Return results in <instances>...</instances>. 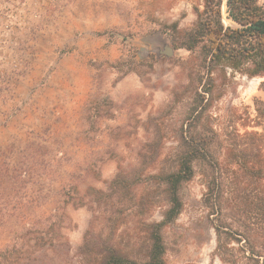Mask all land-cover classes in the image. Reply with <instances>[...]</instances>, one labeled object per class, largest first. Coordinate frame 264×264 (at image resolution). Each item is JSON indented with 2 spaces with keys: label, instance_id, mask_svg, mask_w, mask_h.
Listing matches in <instances>:
<instances>
[{
  "label": "rangeland",
  "instance_id": "obj_1",
  "mask_svg": "<svg viewBox=\"0 0 264 264\" xmlns=\"http://www.w3.org/2000/svg\"><path fill=\"white\" fill-rule=\"evenodd\" d=\"M196 7L202 0H55L33 29L14 34L29 60L0 95V264H80L87 232L106 222L96 192L109 193L118 178L144 191L179 149L205 88L212 94L199 129L264 133L262 78L226 68L202 80L197 52L175 48L176 31L195 26ZM226 10L225 26L235 25ZM205 193L197 170L164 230L166 264H229ZM158 201L154 222L166 208ZM242 244L229 245L239 259Z\"/></svg>",
  "mask_w": 264,
  "mask_h": 264
},
{
  "label": "trees",
  "instance_id": "obj_2",
  "mask_svg": "<svg viewBox=\"0 0 264 264\" xmlns=\"http://www.w3.org/2000/svg\"><path fill=\"white\" fill-rule=\"evenodd\" d=\"M224 1L202 0L203 9L195 8V26L176 31L175 48L197 52L202 80L228 68L248 78H262L264 92V4L227 0L225 5ZM223 9L235 25L225 26ZM203 92L190 110L179 149L164 160L158 173L148 176L144 191L134 192L130 181L118 178L109 193L96 192L99 205L106 198V222L99 230L87 232L78 249L80 264H166L164 230L181 214L183 187L197 170L206 189L203 203L217 223L223 261L264 264V133L240 134L229 131V126L221 134L213 126L199 129L207 112L206 96L212 94L207 88ZM256 110L264 124V102L258 101ZM160 196L166 208L163 220L154 222L151 218L161 206ZM122 226L126 228L119 232ZM130 231L133 236L125 237ZM232 241L243 243L242 259L229 248Z\"/></svg>",
  "mask_w": 264,
  "mask_h": 264
},
{
  "label": "built area",
  "instance_id": "obj_3",
  "mask_svg": "<svg viewBox=\"0 0 264 264\" xmlns=\"http://www.w3.org/2000/svg\"><path fill=\"white\" fill-rule=\"evenodd\" d=\"M54 1L0 0V95L10 87L11 79L22 75L28 68L29 57L19 50L21 46L14 34L33 29L32 19L46 14Z\"/></svg>",
  "mask_w": 264,
  "mask_h": 264
},
{
  "label": "water",
  "instance_id": "obj_4",
  "mask_svg": "<svg viewBox=\"0 0 264 264\" xmlns=\"http://www.w3.org/2000/svg\"><path fill=\"white\" fill-rule=\"evenodd\" d=\"M226 1L227 0L224 1L225 5H226ZM164 50L167 52L168 56H171L173 54V51H174L173 48L170 46V43L168 41H166V43H165V49Z\"/></svg>",
  "mask_w": 264,
  "mask_h": 264
}]
</instances>
